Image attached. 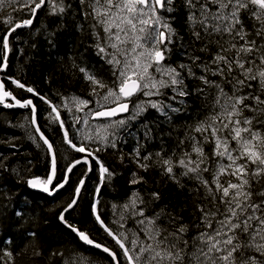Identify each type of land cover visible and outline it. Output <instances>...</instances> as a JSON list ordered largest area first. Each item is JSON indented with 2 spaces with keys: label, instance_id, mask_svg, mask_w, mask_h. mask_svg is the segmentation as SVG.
<instances>
[{
  "label": "snow or ice",
  "instance_id": "obj_1",
  "mask_svg": "<svg viewBox=\"0 0 264 264\" xmlns=\"http://www.w3.org/2000/svg\"><path fill=\"white\" fill-rule=\"evenodd\" d=\"M70 10L81 16L82 32L87 25V47L107 66V78L73 62L87 83V96L58 93L60 103L15 77L0 79V105L30 109L28 127L35 133L29 132L30 138L42 141L50 155L49 174L27 179L28 186L53 195L85 165L58 218L83 244L107 254L110 264H264V0H78L75 8L69 0H0V72L8 68L10 37L17 30L31 28L41 11L63 18ZM180 10L187 40L174 26ZM177 43L183 59L172 64ZM6 80L47 104L49 123L58 124L67 149L80 154L65 165L62 177L54 144L37 123L36 105L17 98ZM193 94L202 114L198 110L181 135L161 131L160 123L172 125L173 114L186 111L185 98ZM149 110L163 121L148 120ZM127 136L136 142L127 153L137 169L129 185L145 182L141 172L158 169L187 188L190 199L180 212L168 205L157 210L159 192L145 199L133 188L124 203L113 205L112 219L104 217L100 187L115 172L100 154L126 144ZM157 139L159 150L150 151ZM118 159L124 164L123 151ZM0 168L8 171L2 157ZM93 171L99 180L91 215L112 246L66 217L79 207L85 178ZM33 252L42 255L38 248ZM20 255L0 247V264H16ZM54 257L60 264H90L75 252L54 251L49 259Z\"/></svg>",
  "mask_w": 264,
  "mask_h": 264
},
{
  "label": "trees",
  "instance_id": "obj_2",
  "mask_svg": "<svg viewBox=\"0 0 264 264\" xmlns=\"http://www.w3.org/2000/svg\"><path fill=\"white\" fill-rule=\"evenodd\" d=\"M69 2L73 3L75 8L78 0H69ZM175 16L174 26L187 40L183 11H178ZM81 23V16L71 10L63 18L49 16L43 11L39 12L31 28L19 29L13 37H10L12 51L9 54L7 71L1 74L2 79L15 77L55 103H60L58 93L86 97L87 83L82 74L73 68V62L87 66L105 78H107V66L95 55L93 49L87 47L91 41L87 25L85 24V30L82 32ZM182 51L179 43L173 45L169 62L172 64L180 62L183 59L180 54ZM6 83L14 90L17 98H30L36 105L37 123L54 144L58 160L57 175L62 177L65 165L72 157H79L80 154L68 150L67 145L62 142L59 125L49 123L50 109L47 104L31 93L16 89L10 80H6ZM185 99L186 111L173 114L172 125L161 122L159 126L161 131H172L173 136L181 135L184 125L192 123L197 118L198 110L202 114L201 100L197 99L195 94ZM174 106L179 107V105ZM145 115L150 121L157 118L163 121L155 110H149ZM30 116V111H12L0 107V157L4 158V164L8 168V171L0 168V247L21 253L16 258V264H60L59 257L49 259L50 253L54 251H62L66 256L75 252L85 257L90 264H110V258L107 256L83 247L79 240L60 224L58 218L62 205L73 195V190L86 167H79L72 173L68 186L55 199L29 191L27 179L34 176L46 177L50 171V156L46 148L41 141L34 142L30 138L29 132L35 134L34 130L28 127ZM61 116L68 124L72 123L66 111H62ZM132 131L135 132V125ZM164 139L165 146L171 147L173 141L167 136ZM135 143L132 136H127L126 144L119 143L117 149H109L100 154L106 165L115 172L111 180L100 187L98 199L104 217L111 220L113 205L124 203L133 188L139 189L145 199L147 193L159 192L161 199L153 205L157 210L163 205H168L169 208H175L180 212L190 199L187 188H179L167 177L162 176L158 169L141 172L145 182L135 186L129 185L131 172L137 169L129 162L127 153L132 151ZM11 144L16 147H10ZM159 147V139L148 145L150 151H157ZM119 151L125 154L124 164L118 159ZM13 169L16 171H12ZM98 180V173L91 172L82 190L79 207L66 217L71 223L89 231L97 241L112 246L111 239L99 229L91 215L90 206L93 203ZM17 211L22 214L17 216L15 214ZM183 214L187 216L186 211ZM31 232L37 233V237L30 236ZM35 248H38L42 255L35 256L33 252Z\"/></svg>",
  "mask_w": 264,
  "mask_h": 264
},
{
  "label": "water",
  "instance_id": "obj_3",
  "mask_svg": "<svg viewBox=\"0 0 264 264\" xmlns=\"http://www.w3.org/2000/svg\"><path fill=\"white\" fill-rule=\"evenodd\" d=\"M6 71H7V69H6ZM6 71L5 72H0V79H1V74H5L6 73ZM10 102V101H9ZM0 106H2L3 107V105H0ZM3 108H5V107H3ZM10 110H12V111H24V112H26V111H30V109H23V108H19V107H15V108H10ZM31 112V111H30ZM41 143H42V141H41ZM43 144V143H42ZM50 156V155H49ZM79 167H86L85 165H83V164H81V165H79V166H77V168H79ZM77 168H75L74 170H73V172L77 169ZM90 174L91 173H89L88 174V176L85 178V180L87 181L88 180V178L90 177ZM71 175L72 174H70V177H71ZM70 179V178H69ZM54 183H55V181H54ZM68 186V184L63 188V189H60L59 191H57L55 194H53V195H49L48 193H45V192H43L42 190H40V189H34V188H31V187H29L28 186V189H29V191L30 192H32V193H35V194H38V195H42V196H44V197H47V198H49V199H55L62 191H64L65 189H66V187ZM83 190V189H82ZM81 194H82V192H81ZM67 215V214H66ZM59 222H60V224L65 228V229H67L66 228V226L59 220ZM68 230V229H67ZM68 231H70V230H68ZM74 236H75V234L74 233H72ZM76 237V236H75ZM77 238V237H76ZM78 239V238H77ZM80 242V244L83 246V247H85V248H88V249H90V250H93V251H97V252H100V253H102L103 255H105V256H107V254H105V253H103L101 250H99V249H96V248H94V247H92V246H89V245H85V244H83L81 241H79ZM108 257V256H107ZM109 258V257H108Z\"/></svg>",
  "mask_w": 264,
  "mask_h": 264
}]
</instances>
